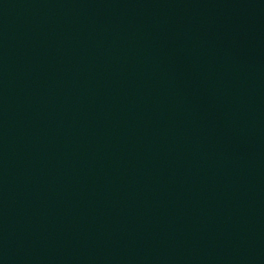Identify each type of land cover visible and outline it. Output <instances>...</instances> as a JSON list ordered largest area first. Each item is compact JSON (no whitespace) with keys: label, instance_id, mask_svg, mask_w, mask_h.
I'll use <instances>...</instances> for the list:
<instances>
[{"label":"water","instance_id":"obj_1","mask_svg":"<svg viewBox=\"0 0 264 264\" xmlns=\"http://www.w3.org/2000/svg\"><path fill=\"white\" fill-rule=\"evenodd\" d=\"M0 264H264V0H0Z\"/></svg>","mask_w":264,"mask_h":264}]
</instances>
